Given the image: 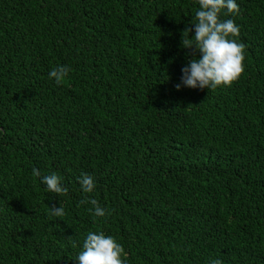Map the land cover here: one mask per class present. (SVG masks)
<instances>
[{
	"label": "trees",
	"instance_id": "obj_1",
	"mask_svg": "<svg viewBox=\"0 0 264 264\" xmlns=\"http://www.w3.org/2000/svg\"><path fill=\"white\" fill-rule=\"evenodd\" d=\"M236 2L220 19L243 73L177 90L198 0H0V264H78L99 231L126 264H264V0ZM53 173L67 195L46 191Z\"/></svg>",
	"mask_w": 264,
	"mask_h": 264
},
{
	"label": "clouds",
	"instance_id": "obj_2",
	"mask_svg": "<svg viewBox=\"0 0 264 264\" xmlns=\"http://www.w3.org/2000/svg\"><path fill=\"white\" fill-rule=\"evenodd\" d=\"M199 10L195 13L194 36L190 33L192 27H186L182 33L181 47L191 49L192 59L184 66L181 83L175 85L192 89H216L220 86H231L244 71L246 45L238 42L240 29L233 19H220L222 11L226 15L239 13L236 0H198ZM199 54L197 58L196 54ZM70 68L67 65H57L49 72V78L57 84H62L68 77ZM34 177H41L37 168L32 169ZM78 182L84 193H91L95 183L92 176L82 174ZM41 183L46 185V191L59 195H67L68 188L62 186L61 177L56 173L44 175ZM82 204H90L94 217H105L106 209L94 198H85ZM49 214L62 217L65 210L62 206L49 207ZM69 239H71L69 237ZM75 247V242L72 241ZM123 257V258H122ZM127 254L123 246L103 231L89 232L83 241L82 251L76 257L78 264H126ZM208 264H223L220 259H211Z\"/></svg>",
	"mask_w": 264,
	"mask_h": 264
}]
</instances>
